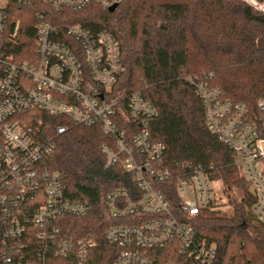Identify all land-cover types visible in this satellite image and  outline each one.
Listing matches in <instances>:
<instances>
[{"label":"built area","instance_id":"1","mask_svg":"<svg viewBox=\"0 0 264 264\" xmlns=\"http://www.w3.org/2000/svg\"><path fill=\"white\" fill-rule=\"evenodd\" d=\"M246 1L264 10V0ZM121 2L0 0V264H87L97 244L62 237L57 221L86 216L91 206L68 197L60 177L45 166L68 124L52 132L36 114L27 115L32 109L99 126L109 135L100 147L105 166L121 163L133 175L138 197L116 187L105 198L109 216L124 219L105 230L120 248L105 264H216L215 247L197 241L190 220L217 196L213 166L168 165L164 143L149 129L156 107L141 90L120 86L127 72L120 40L109 30L68 22L72 16L63 14L92 4L108 10ZM14 3L37 11L35 53L21 49V22L10 16ZM186 78L203 103L207 127L230 147L249 182L253 214L264 219V97L252 110L199 75ZM171 181L176 205L167 196Z\"/></svg>","mask_w":264,"mask_h":264},{"label":"trees","instance_id":"2","mask_svg":"<svg viewBox=\"0 0 264 264\" xmlns=\"http://www.w3.org/2000/svg\"><path fill=\"white\" fill-rule=\"evenodd\" d=\"M260 6L264 9V2ZM63 14L72 16L68 22L109 30L120 40L127 66L120 86L128 92L141 90L156 107L149 129L155 141L164 143L168 165L175 168L189 161L213 166L212 177L221 181L232 208L224 211L217 195L191 217L197 241L215 247L216 264H264V219L252 212L255 198L249 182L230 147L207 127L203 103L186 78L199 75L220 86L225 97L257 110V101L264 97V10L246 0H122L113 12L92 4L64 9ZM10 16L12 22L20 19L23 52L35 53L36 9L14 3ZM31 114L52 132L56 125L68 124L56 136L45 166L60 177L68 197L91 206L86 216L65 215L57 221L62 237L97 242L87 264L113 263L120 248L104 233L124 219L109 216L105 198L116 187L138 197L133 175L121 163L105 166L100 147L109 135L99 126L75 124L37 109L27 112ZM171 182L167 196L176 205Z\"/></svg>","mask_w":264,"mask_h":264},{"label":"rangeland","instance_id":"3","mask_svg":"<svg viewBox=\"0 0 264 264\" xmlns=\"http://www.w3.org/2000/svg\"><path fill=\"white\" fill-rule=\"evenodd\" d=\"M218 180V182L217 181H215L214 183H213V185H215L216 187H218V191H217V195H219V196H221L220 198H221V202H223V205H222V209L224 210V211H231V206H230V204L227 202V200H228V198H227V196L225 195V194H223V192H222V190L224 189L223 188V185H222V183H221V181L219 180V179H217ZM235 196L236 197H238V194L237 193H235ZM239 198V197H238Z\"/></svg>","mask_w":264,"mask_h":264},{"label":"water","instance_id":"4","mask_svg":"<svg viewBox=\"0 0 264 264\" xmlns=\"http://www.w3.org/2000/svg\"><path fill=\"white\" fill-rule=\"evenodd\" d=\"M118 7L117 4H114L108 8L109 11L113 12Z\"/></svg>","mask_w":264,"mask_h":264}]
</instances>
